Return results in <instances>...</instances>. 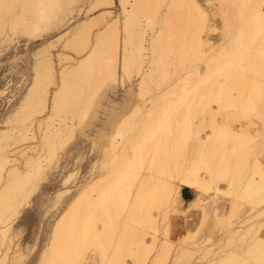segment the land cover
Returning <instances> with one entry per match:
<instances>
[{
	"label": "snow or ice",
	"instance_id": "6c2138e0",
	"mask_svg": "<svg viewBox=\"0 0 264 264\" xmlns=\"http://www.w3.org/2000/svg\"><path fill=\"white\" fill-rule=\"evenodd\" d=\"M30 7L38 23L22 30L0 25L8 35L0 45L8 65L0 81L7 105L0 109V167L13 168V159L24 167L41 148L53 150L55 122L70 114L73 84L93 69L92 99L106 93L122 104L155 73H174L172 106L181 116L170 127L166 113L135 144L123 173L135 179L131 196L125 188L117 204L73 225L76 238L58 264H189L193 242L210 245L209 237L226 235L238 237L239 255L219 264H264V104L237 109L229 102L237 81L250 78L258 79L264 101V0H33ZM14 8L0 0L6 16ZM52 8L59 11L50 17ZM73 8L91 20L77 23ZM236 16L256 23L250 45H236ZM17 39L32 49L22 93L24 81L10 78L25 59L13 54ZM0 211L9 223L19 216L12 232H22L25 242L42 239L28 259L8 249L11 233L0 225V264H53L40 257L51 228L38 206Z\"/></svg>",
	"mask_w": 264,
	"mask_h": 264
},
{
	"label": "bare ground",
	"instance_id": "6f19581e",
	"mask_svg": "<svg viewBox=\"0 0 264 264\" xmlns=\"http://www.w3.org/2000/svg\"><path fill=\"white\" fill-rule=\"evenodd\" d=\"M16 1L17 0H15V3L18 4ZM19 2L20 4L15 5L11 15H5L7 9L0 10V25L7 24L10 28L12 24H16L19 29L22 30L39 22V17L36 15L35 10L30 7L33 0H19ZM45 2H49V0H45ZM51 2L59 3L62 2V0H51ZM70 2L79 5L83 4L85 0H70ZM87 2L100 3L102 0H87ZM11 3H14L13 0H11ZM48 11L51 17L59 10L52 8ZM74 11H76L75 8L72 9V12ZM82 11L87 17L77 23H84L85 21L91 20L89 12L83 10V8L81 11L76 12L79 14ZM69 15H71V13H69ZM238 18L241 20L242 24L238 32L236 45L237 47L250 45L255 39L256 28L251 27L249 23L250 19L238 16L233 17V24ZM6 41L8 42L7 33L0 34V43L2 44ZM232 46L233 45L225 47L226 51ZM97 72L98 70L96 69L87 71L78 76L74 82V98L72 99L70 109L71 117L68 115L62 116L58 120V123H55L53 131V150L51 152L41 148L39 154L29 157L24 167L20 166L21 161L15 159L10 161L15 165L13 168L6 170L0 167V209L8 206H15L17 204L20 205L21 209H24L27 204H30L31 196L41 184L40 181L48 178L50 170L58 165L62 157L60 153L65 152L68 148L69 143L75 136L77 128L84 123L87 117H92L91 120L95 118L98 108L102 104L101 98L105 95L98 94L97 98L92 99V93L96 85ZM173 76L174 73L172 75L164 72L155 73L149 78V82L141 92L135 93L132 100L121 105L120 111L123 112L120 117L115 120L108 134L104 137L101 157L94 162L92 161L93 163L89 169V174L81 180L76 191L69 195L66 204L54 220L55 223L51 226V232H49L43 249L40 251L42 261L51 259L53 264H58L59 260L71 247L76 238V230L72 227L73 225L89 217L98 207L103 206V208L107 209L109 205L117 204L119 202V196L125 188L127 189V194L131 196V188L135 185V179L126 178L123 174L129 159L130 151L138 141L148 136L157 128L160 120L166 113L170 116V127L171 124H178L181 118L179 109H175L172 106V97L178 90L177 85H173L171 82L168 83V81H172ZM166 82L168 84L162 87L163 83ZM153 83L158 84L157 86L159 89L157 88L158 91L155 95L146 99L148 93L151 92ZM177 84H179V82H177ZM179 86L181 88L184 87V85ZM129 90L131 91V89ZM147 100L148 102H146ZM229 102L237 109L251 106L260 107L264 104V101L261 99L260 83L258 79L250 78L242 82L237 81L234 94L229 97ZM90 123L91 122L88 124L90 125ZM94 147L95 146H93V148ZM59 149H61V152L58 151ZM80 159L74 160L76 162L73 163V168L70 170L69 175L64 178L63 184L75 181L78 178L80 175ZM33 164L38 165V169L36 170L38 175L33 171ZM134 176L138 177L139 173H134ZM145 179H147V177ZM70 190L71 188L69 187L59 189L55 193L54 202H59ZM18 217L17 215L9 223L6 219V213L0 211V225L6 226L10 233L13 221ZM58 226H60L59 231ZM92 226L94 227L95 225L93 224ZM209 239L212 238L209 237ZM12 241L13 237L10 235L7 241L8 249L12 247ZM227 241L230 248L224 250L220 249L218 252H212V249H207V243L204 240L199 243L193 242V246L190 248L189 252L195 253V251L198 250L204 252L207 249L204 252L206 255L204 254L203 258L209 255L208 257L214 258V260L212 259V264H219L220 261L227 259L229 256L239 255V252L236 251L234 247L239 243L238 237L232 235ZM232 245L234 246L231 247ZM31 249L33 252L35 245ZM29 255L30 254L25 255V257L28 258Z\"/></svg>",
	"mask_w": 264,
	"mask_h": 264
},
{
	"label": "rangeland",
	"instance_id": "374dc122",
	"mask_svg": "<svg viewBox=\"0 0 264 264\" xmlns=\"http://www.w3.org/2000/svg\"><path fill=\"white\" fill-rule=\"evenodd\" d=\"M13 2L15 3V0H13ZM16 2H18V4L17 3H15V4L13 3V4L14 5H19L20 4L19 0H17ZM74 12H75V16L76 17L74 16L73 18L76 20V22L82 20L81 17H83V19H85L87 17V16H85V13H83V11L81 13H79V14L76 11H74ZM249 23L251 24L252 28H256V23H255L254 20L250 19ZM241 24L242 23H241V20L239 18L237 20H235V22L233 24V29L236 32L237 36H238L239 29L241 27ZM6 42H4V43H6ZM4 43H2V44H4ZM2 44L0 43V45H2ZM236 44H237V41H236ZM231 45H232V42H228V43L225 44V47H230ZM11 46L12 45L9 44V47H11ZM31 51H32V49L27 44H24V45L21 46L19 39L16 40L15 52L13 54L14 55L18 54L22 58H25L24 62H23V66L21 68V72L20 73H12L11 77H10V78L16 80L17 83H19L21 80L24 81V83L17 89L18 93H22L24 91V88L27 87V79L26 78H27V75H28V67H29V60H30V56H31ZM0 55H3V53H0ZM7 70H8V65L6 63L0 61V81L5 79V77H3L2 74L4 72H6ZM173 78H174V76H173ZM169 82H171V80L168 81V83ZM168 83L167 82L163 83L162 87H165L166 84H168ZM157 85L158 84L153 83V86L151 87V92L148 93V95L146 96V99L147 98L149 99V97H151V96L156 94V92L159 89ZM131 92H132V90L130 91V93ZM105 99H104V101H106V102H107V100H110V101L111 100H116L113 96H107V94H106V98ZM146 102H148V100ZM121 105H120L119 108H117V109L112 111V113H111V115L108 118L106 123H105V120L107 119V115L111 111L113 104L109 105L108 108H105V107L98 108L99 109V113L97 114L98 117L96 118L95 123L91 122L90 125H89L88 123L90 122L92 117H87L86 120L84 121V123L77 128V130L75 132V136L73 137L71 142H77V140H80L78 145H79V147H81L85 151V157L83 159V161H84L83 170L84 171L82 172L83 176L80 177L79 183L81 182V180L83 178L87 177V175L89 174V169H90L92 163L94 161H96L98 158L101 157L102 147H103V144H104V142H103L104 141V137L108 134V131L110 130V127L114 124L115 120H117L120 117L121 113L123 112V111H120L121 110ZM6 107H7V105L3 101H0V109H6ZM68 116L71 117L70 114ZM55 123L57 124L58 121L55 122ZM104 124H105L104 129L101 132H99L102 129V127L104 126ZM84 131H86L88 133V137H83L82 139H79V134H83L82 132H84ZM74 138H76V139H74ZM93 143H94V145H93ZM93 146H95V147L93 148ZM58 151L61 152V149H59ZM72 168L67 170V172L64 174V176L62 178V184H63L64 178H66L69 175L70 170H72ZM77 180L78 179H76L75 181H77ZM41 181H40V183H41ZM69 183L70 182H68L67 184H63V187L71 188L68 185ZM76 183H77L76 187L74 186V190L71 192V194L76 191V188L79 185L78 181ZM67 198H69V196H67ZM56 207H57V205L55 207L53 206V208L51 207L52 211L48 214V217L45 218V219L48 220V224H49L50 228H51V226L53 224V221L56 219V217L58 216V214L62 210V209H60V211H58L56 209ZM54 208H55V210H54ZM41 214L43 215V212H41ZM14 223H15V220L13 221V225H14ZM241 223H242V221H241ZM12 228H13V226H12ZM10 233H11L12 237L13 236L17 237L15 239H13V241L11 243L12 247L10 249H13V248L18 249V250L21 251V253L24 256L29 254L28 249L32 248L34 245H35V249H34L35 252H36L37 249L41 248L42 239H41V235L40 234H37L35 236L34 240L33 239H29V241L25 242L24 239H23V233L22 232L13 233L12 229H11ZM45 235L48 236L49 232H45ZM228 238H229V236H227V235L224 236V237H219V236L213 237L211 239L212 243L210 245L207 243L206 244L207 245L206 248L207 249L208 248L212 249V252L213 251L218 252V250L220 251V249L221 250L228 249V248H230V246H228V244H227ZM46 240L47 239L43 240V246H44ZM201 241L202 240L198 241V243L201 242ZM234 245H232L231 247H233ZM34 251L28 256V259L31 258V255L35 254ZM204 252H202V250L195 251V253L194 252H192V253L188 252V254L186 256V259H188L189 264H212L214 258L213 257H208L209 255H207L205 258H203L204 254H205ZM10 254H14V253H10Z\"/></svg>",
	"mask_w": 264,
	"mask_h": 264
},
{
	"label": "crops",
	"instance_id": "0c3cea01",
	"mask_svg": "<svg viewBox=\"0 0 264 264\" xmlns=\"http://www.w3.org/2000/svg\"><path fill=\"white\" fill-rule=\"evenodd\" d=\"M129 92H130V90H129ZM105 98H106V93L101 98L102 104L100 107L108 108L109 105L113 104L112 109L108 113L107 119L105 120V123H106L108 118L110 117L112 111L119 108L122 103L120 101H117V100H111V101L107 100V102H106V101H104ZM98 113H99V109L97 111V114ZM97 114H96L95 118L92 119V121H90V122L95 123V120L98 117ZM104 127H105V124L99 132H101L104 129ZM82 133L83 134H79V139H82L83 137H88V133L86 131H84ZM79 142H80V140H77V142H71L72 144L69 143L68 148L65 150V152L60 153V156L62 155V157L59 160L58 165L56 166L58 168V170L56 167L54 169L50 170L48 178L41 181V184L37 187L36 191L33 193L32 197H31L30 204H27V206L25 208L32 207L33 205H37L39 212H43V218L45 219L48 217V214L52 211L51 207L53 208V206L55 207L57 205L56 209L58 211H60V209H62L64 207V205L66 204V202L68 200L67 196H69L71 194V192L74 190V186L76 187V184H77L76 182L78 181V183H79L80 177L83 176V173H82L84 171L83 170V166H84L83 165V163H84L83 159L85 157V151L81 147H79V145H78ZM77 156H79V157H77ZM77 158L82 159V160L81 159L79 160V162H80V175L77 178L78 180L70 182L68 185L71 187V190H70L71 192L69 191L66 196L65 195L63 196L64 198L62 197V199L59 202L55 203L54 202L55 193L59 189L63 188L62 178H63L64 174L67 172V170H69L70 168L73 167V163L76 162L74 160L75 159L78 160ZM51 171H52V173H51ZM45 185H47V187H45ZM54 210H55V208H54ZM210 238H213V237H210Z\"/></svg>",
	"mask_w": 264,
	"mask_h": 264
}]
</instances>
